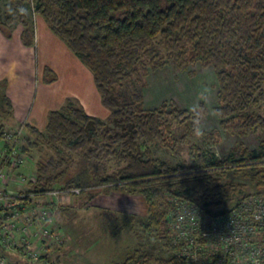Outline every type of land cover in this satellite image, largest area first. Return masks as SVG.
I'll return each mask as SVG.
<instances>
[{"label":"trees","instance_id":"1","mask_svg":"<svg viewBox=\"0 0 264 264\" xmlns=\"http://www.w3.org/2000/svg\"><path fill=\"white\" fill-rule=\"evenodd\" d=\"M7 1L11 10L0 17V31L10 36L11 27L19 22L24 27L22 42L30 45L31 16L41 15L90 69L101 101L110 109L108 118L102 120L85 113L78 100L69 97L60 109L48 112L43 131L26 125L29 134L53 150L57 160L51 156L35 166L32 191L44 196L55 189L97 193L126 187L146 201L148 215L141 224L148 232L162 230L165 215L180 200L210 217L225 213L228 209L220 206L234 188L219 183L215 173L221 168L248 167L247 176L264 198V140L252 149L239 142L222 158L206 157L198 150L193 165H171L156 157L150 147L158 144L175 153L173 126L183 125L186 134L193 133L192 108L180 107L174 100L144 108L140 93H132L124 102L117 93L128 78L168 63L180 71L195 64L210 66L217 82L213 112L219 127L203 134L216 142L222 132L244 137L256 129L264 131V0ZM44 71L48 74L49 70ZM44 79H54V75ZM4 103L9 112V100L4 98ZM200 105L205 109L204 103ZM27 144L35 146L31 141ZM21 151L28 154L27 145ZM65 151L77 156L76 170L55 187L52 183L70 169ZM105 161H114L117 169L99 174L97 168L104 170ZM62 164L64 170L45 175L48 167ZM162 234L166 246L174 249L168 229ZM128 263L129 258L119 262ZM141 264H184V260L174 254L165 259L148 254Z\"/></svg>","mask_w":264,"mask_h":264},{"label":"rangeland","instance_id":"2","mask_svg":"<svg viewBox=\"0 0 264 264\" xmlns=\"http://www.w3.org/2000/svg\"><path fill=\"white\" fill-rule=\"evenodd\" d=\"M7 4V0H0V17L2 18L10 13L11 9ZM216 87L212 67L195 64L182 72L177 70L173 63H168L149 74L139 73L128 78L117 89V93L123 102L128 101L132 93H140L142 105L143 95L146 94L144 97L149 101L155 96L153 103H149L151 106L163 98H169L180 107L194 106L201 101L200 94L204 93L209 95V102L204 101L206 116L202 122L203 130H210L216 127L218 122L212 110L215 104ZM158 96L160 98L157 99ZM8 115L5 103L0 102V131H10L2 123ZM16 133L17 144L20 147L27 145L28 155L32 159L20 166L19 170L23 173L35 170L36 165L45 164L51 156H54V162L57 161L54 151L44 144H38V139L35 135L29 134L28 130H20ZM184 133L183 125L173 126V136L177 142L175 153L158 144L152 145L150 149L156 157L171 165H193L194 154L198 150L206 157L222 158L228 149L239 141H243L250 148H256L258 142L264 140V131L259 129L243 138L235 133L222 132L218 143L204 134L196 136L194 132ZM27 141L33 142L35 146H28ZM3 143L4 141L0 140V149ZM64 159L70 169L63 178L52 183L55 187L61 186L64 180L73 175L76 170L77 156L65 151ZM103 166L104 170L98 166L99 174L113 172L118 167L114 161H105ZM65 168L64 164L57 168L48 167L45 175L54 176ZM73 168H75L74 171ZM247 172L248 167L246 166H229L216 170L215 176L219 183H229L234 188L232 196L222 202L220 207L230 209L246 196H258L256 192L258 187L250 181ZM50 198V194L44 196L41 204L43 202L49 204ZM54 206L52 228L63 232L64 241H55L47 245L41 258L49 264H119L126 258H129L128 264H141L148 254L160 259L169 258L173 254L162 237V230L167 229V214L162 230L160 228L159 231L156 229L152 232L146 231L141 224L148 215L146 201L141 194L132 192L126 187L111 188L97 193L68 191L58 195L57 203H54L52 207ZM22 249L19 247L11 251L0 243V257L5 260L6 264H28Z\"/></svg>","mask_w":264,"mask_h":264},{"label":"built area","instance_id":"3","mask_svg":"<svg viewBox=\"0 0 264 264\" xmlns=\"http://www.w3.org/2000/svg\"><path fill=\"white\" fill-rule=\"evenodd\" d=\"M0 149V243L11 251L22 247L28 264H49L42 260L48 244L64 241V234L52 228L55 206L41 204L50 194L57 203L60 190L44 196L32 191L35 170L23 173L20 166L32 159L21 151L17 133L2 131ZM70 192H79L71 188ZM264 198L246 196L225 213L210 217L193 204L180 200L166 215V227L174 255L184 264H264ZM0 264H6L0 257Z\"/></svg>","mask_w":264,"mask_h":264},{"label":"crops","instance_id":"4","mask_svg":"<svg viewBox=\"0 0 264 264\" xmlns=\"http://www.w3.org/2000/svg\"><path fill=\"white\" fill-rule=\"evenodd\" d=\"M31 25L33 41L30 45L22 42L21 33L24 27L19 22L11 27L10 36H5L0 31V102L4 104V98L10 102L9 115L3 120V125L13 133L25 131L26 125L43 131L48 112L60 109L69 97L76 98L88 115L106 120L110 115V109L102 103L90 69L50 30L41 15L33 14ZM46 68L49 70L48 74L44 71ZM52 75L54 79H44L45 76L49 78ZM216 91L217 87L214 93L215 104ZM144 95L142 105L144 108H152L164 100H173L159 99L158 103L151 106L149 103H153L155 96L149 101ZM201 102L204 103L201 100L199 104ZM183 107L190 109L193 105ZM218 127L217 122L216 127L203 131H211ZM219 141L220 139L217 143Z\"/></svg>","mask_w":264,"mask_h":264},{"label":"clouds","instance_id":"5","mask_svg":"<svg viewBox=\"0 0 264 264\" xmlns=\"http://www.w3.org/2000/svg\"><path fill=\"white\" fill-rule=\"evenodd\" d=\"M20 11H21V13H23L25 10L21 9ZM199 99L205 101V103H208L209 102V95L201 93ZM192 112H193V124H194L193 131H194V134L196 136H201V135H203V123L202 122L206 116L205 109L197 102L193 106ZM217 115H219V113H217ZM254 219L259 221L261 219H264V217H262L260 215H256L254 217Z\"/></svg>","mask_w":264,"mask_h":264}]
</instances>
